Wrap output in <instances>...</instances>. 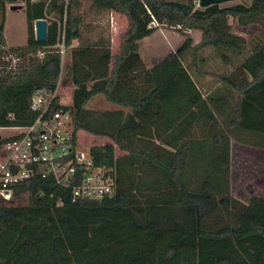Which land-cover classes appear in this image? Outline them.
Returning a JSON list of instances; mask_svg holds the SVG:
<instances>
[{
    "label": "trees",
    "instance_id": "16d2710c",
    "mask_svg": "<svg viewBox=\"0 0 264 264\" xmlns=\"http://www.w3.org/2000/svg\"><path fill=\"white\" fill-rule=\"evenodd\" d=\"M16 1L0 0V50L6 5ZM24 1L27 43L7 53L27 64L0 68V127L31 123L30 97L54 90L61 68L56 45L62 43L70 50L66 72L73 88L70 106L62 109L72 119L74 138L85 132L111 141L88 155L112 178L114 191L101 201L72 203L49 178L16 186L10 201L0 198V264H264V199L239 205L228 184L230 134H240L237 142L246 146L244 136L264 138V37L237 74L218 77L221 88L205 96L181 61L189 50L196 66L206 48L225 64L230 55L240 56L245 40L228 19L241 28L264 25V0L205 9L194 0H89L98 13L126 18L114 56L109 37H83L81 0ZM51 15L63 23L61 35L57 23L47 21ZM39 19L49 23L45 43L34 40ZM153 22L178 28L185 39L179 51L146 69L138 41L155 32ZM191 31L201 35L195 46ZM96 96L128 112L86 110ZM204 159L206 169L203 162L193 167ZM193 171L198 180L188 179ZM22 195L27 206L11 205Z\"/></svg>",
    "mask_w": 264,
    "mask_h": 264
},
{
    "label": "rangeland",
    "instance_id": "374dc122",
    "mask_svg": "<svg viewBox=\"0 0 264 264\" xmlns=\"http://www.w3.org/2000/svg\"><path fill=\"white\" fill-rule=\"evenodd\" d=\"M47 2V0H42ZM172 1H182V0H172ZM198 1V0H194ZM250 0H237L234 2L224 3L219 5L221 8L231 7L235 5H249ZM10 6H20V10L10 11ZM24 0H17L15 3H8L5 9V22H4V38H5V48L0 50V65L1 62L7 63L0 66L2 70L7 71L10 68L17 67L21 70L26 66L27 62L25 59L15 60L11 56H8L9 48L24 47L28 39V29L24 16ZM80 15L83 19L82 34L83 37H88L90 40L97 38L100 33L104 37H109L110 46L114 52L118 49L121 41V36L127 28L126 18L114 12H103L98 13L94 11L91 7L89 0H81V7L79 9ZM86 13V14H84ZM47 21L56 22L58 25V31L61 35L63 23H59L54 15L48 16ZM228 24L231 27L232 32L239 35L245 40V48L242 54L238 57L230 55V62L228 64L223 63L220 60L218 52L211 48H206L198 53L196 58V66L193 64V54L191 51L187 50L182 53L181 61L182 66L187 71L191 80L197 84V87L202 95L212 93L216 89L221 88L219 85V78L221 76H230L232 74H237L236 69L243 60L249 56L252 50L261 44L264 37V25L261 23H256L245 28L238 27L235 20L228 19ZM152 26V25H151ZM155 30L154 38L149 40H142L138 43V50L140 56L142 57H152L149 54L152 48L156 51L154 57L157 58L156 61L170 55V53H176L182 47L185 37L180 34L178 28H170L161 25L152 26ZM187 35L192 40V46H195L198 41L197 33L191 32ZM34 36V31H33ZM156 37H158L156 39ZM75 42H73L74 45ZM150 43V44H145ZM64 54L61 59L60 74L56 81L60 80V92H65L66 87L69 86L71 89V81L67 76L66 63L68 50H64ZM153 53V52H152ZM4 54V58H3ZM5 55L7 57H5ZM37 59L38 56H37ZM155 61V62H156ZM153 62V63H155ZM149 64V63H147ZM9 65L8 68H3V66ZM152 66V65H149ZM199 69V70H198ZM197 71V72H196ZM199 71V72H198ZM5 73V72H3ZM208 73V74H202ZM62 102H66V99H62ZM176 102V101H175ZM173 102V103H175ZM177 103V102H176ZM178 105V104H177ZM170 106H176V104H170ZM87 110L94 113H101L105 111H112L116 108L108 106L105 104V100L102 97L96 96L92 98L87 106ZM244 136V134H243ZM241 138L240 134L234 135L230 134L229 142V195L232 199L236 200L239 205H246L251 197H258L264 199V149L258 148L259 145H264V138L260 135H247L244 136L245 140L251 144V146H246L237 142ZM191 142L195 144L196 137H192ZM78 147L81 150L88 151L91 147L102 146L107 143H111L110 140L102 137H92L87 135L85 132H79L77 135ZM192 144V145H193ZM191 145V146H192ZM122 154L115 148V156H121ZM207 168L209 160L204 159L196 160L193 167H198L202 165ZM200 178L196 171L189 176V180H198ZM29 200L27 195H22L20 198L16 199L11 205L13 206H27Z\"/></svg>",
    "mask_w": 264,
    "mask_h": 264
},
{
    "label": "built area",
    "instance_id": "2783aa9c",
    "mask_svg": "<svg viewBox=\"0 0 264 264\" xmlns=\"http://www.w3.org/2000/svg\"><path fill=\"white\" fill-rule=\"evenodd\" d=\"M151 25L157 26L155 22ZM56 48L62 59L63 44L57 43ZM60 88L59 80L53 91L37 90L31 95L29 111L34 118L30 124L0 127L2 200L10 201L16 186L35 177L49 178L72 203L101 201L113 195L112 178L105 170L93 167L88 151L79 149L72 119L62 109L70 106L73 88L68 91V86L65 92Z\"/></svg>",
    "mask_w": 264,
    "mask_h": 264
},
{
    "label": "water",
    "instance_id": "95a60500",
    "mask_svg": "<svg viewBox=\"0 0 264 264\" xmlns=\"http://www.w3.org/2000/svg\"><path fill=\"white\" fill-rule=\"evenodd\" d=\"M237 0H198L197 6L201 9L208 8L213 5H221L224 3L234 2ZM22 7L20 6H10V11L20 10ZM33 31H34V40L37 43H45L47 40V34H48V24L45 19H39L36 20L33 23Z\"/></svg>",
    "mask_w": 264,
    "mask_h": 264
},
{
    "label": "crops",
    "instance_id": "0c3cea01",
    "mask_svg": "<svg viewBox=\"0 0 264 264\" xmlns=\"http://www.w3.org/2000/svg\"><path fill=\"white\" fill-rule=\"evenodd\" d=\"M192 33H194V34H196L197 33V35H198V41H197V43L199 42V40H200V33L199 32H197V31H191V34ZM154 34H155V32L154 33H152L149 37H146V38H144L145 40H149V39H151V43H152V38H154L153 36H154ZM158 37H156V39H157ZM144 39H142V40H144ZM142 40H140V41H142ZM140 41H138V43L140 42ZM75 43H74V45H73V43H72V47H76L77 46V41H74ZM196 43V44H197ZM145 44H150V43H145ZM139 49V48H138ZM68 50V49H67ZM118 50H119V47H118V49L116 50V52H114L113 51V49L112 48H110V52H111V55L112 56H114L117 52H118ZM65 52V51H64ZM68 52L69 53H67V56H68V54H69V56L67 57V62L68 63H66V68L70 65V50H68ZM153 52V53H152ZM156 53V51L154 50V48H152V51H150V53L149 54H152V57H151V59H150V57H143V59H141L142 57L140 56V53H139V50H138V54H139V57H140V59H141V61H142V63H143V66L146 68V69H151L152 67H154V66H156L157 64H159L164 58H162L161 60H159V61H156L157 60V58H155L154 57V54ZM170 54H172V53H170ZM167 57V56H166ZM156 61V62H155ZM153 62H155V63H153ZM147 63H149V64H147ZM149 65H152V66H149ZM196 83V82H195ZM196 86H197V84H196ZM203 96H205V95H203ZM99 97H102V96H99ZM103 98V97H102ZM104 99V98H103ZM88 104V103H87ZM87 104H86V106H87ZM105 104H107L108 106H112V107H114V108H116V109H114V110H112V111H105V112H115V111H123V112H125V113H127L128 112V110H126V109H122V108H120V107H118V106H114V105H111V104H108L107 102H105ZM85 106V107H86ZM86 109V108H85ZM87 110V109H86ZM102 113V112H101ZM79 134V133H78ZM77 134V135H78ZM88 135V134H87ZM89 136H91V135H89ZM93 137V136H92Z\"/></svg>",
    "mask_w": 264,
    "mask_h": 264
}]
</instances>
